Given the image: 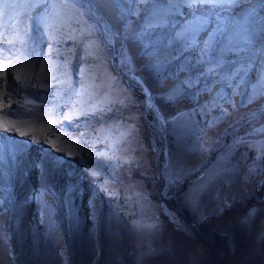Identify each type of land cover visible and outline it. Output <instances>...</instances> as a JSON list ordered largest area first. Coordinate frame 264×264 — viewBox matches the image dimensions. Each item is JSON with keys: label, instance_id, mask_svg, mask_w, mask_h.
I'll list each match as a JSON object with an SVG mask.
<instances>
[{"label": "rangeland", "instance_id": "obj_1", "mask_svg": "<svg viewBox=\"0 0 264 264\" xmlns=\"http://www.w3.org/2000/svg\"><path fill=\"white\" fill-rule=\"evenodd\" d=\"M144 7L132 6V26ZM118 13L108 2L0 0V34L14 26L13 53L45 74L17 80L0 62V264H264V62L206 83L191 54L161 48L157 79L134 45L105 41ZM190 19L177 17L176 31ZM137 80L163 97L148 100L160 115L179 118L157 120ZM42 154L61 164L41 175Z\"/></svg>", "mask_w": 264, "mask_h": 264}, {"label": "snow or ice", "instance_id": "obj_2", "mask_svg": "<svg viewBox=\"0 0 264 264\" xmlns=\"http://www.w3.org/2000/svg\"><path fill=\"white\" fill-rule=\"evenodd\" d=\"M85 2L93 5L98 2H108L119 7L117 16L119 27L114 28L112 24L105 22L102 28L105 41L120 43L122 52H126L128 44L134 45L138 58H147L145 69L149 72L155 69L157 79H159L160 66L154 65L152 61L161 48L171 49L173 52L179 49L180 56L176 57L177 59L184 57L186 53L191 54V59L187 61L188 67L195 64L201 79L206 83L211 82L214 77L220 81L227 80L233 72L235 75L232 78H238L245 70L251 71L264 62V0H247L248 7H241L246 0H142L146 7L142 12L137 11L135 26H132L130 19L133 15L132 6L140 3L141 0H85ZM123 4L129 6L123 7L121 6ZM185 15L190 16L191 19L181 31L177 32L175 19ZM210 24L215 26L210 27ZM233 25L236 27L234 28ZM36 30L39 31L38 24ZM201 33H204L206 39L199 38ZM121 63H128L131 67L126 57H122ZM132 78H135L134 71ZM199 82L198 80L197 83ZM137 84L142 87L146 95V110L153 112L157 120L170 124L179 118L170 120L160 115V110L154 107V104H149L148 100L155 101L163 97L149 94L148 90L143 88L141 80H137ZM186 86H191V80ZM32 87L35 89L37 86ZM33 94L37 98L41 95ZM19 104L20 102L17 101L18 106ZM9 107H11L10 103ZM7 130L5 126L4 131ZM260 132L264 134V128L260 129ZM20 135L24 136L27 133L20 132ZM32 139L37 138L32 137ZM25 143L21 140L18 151L14 153L18 161H23ZM9 162H12L11 157ZM56 162L59 163V158H56ZM2 163L0 160V174H2ZM51 163L52 161L49 160L48 164ZM32 167L43 168L44 164L42 162L38 166L33 162Z\"/></svg>", "mask_w": 264, "mask_h": 264}, {"label": "bare ground", "instance_id": "obj_3", "mask_svg": "<svg viewBox=\"0 0 264 264\" xmlns=\"http://www.w3.org/2000/svg\"><path fill=\"white\" fill-rule=\"evenodd\" d=\"M256 6V5H255ZM6 29V30H5ZM5 29H3V31H2V34H0V39H2V38H6V39H8V50L7 51H3L1 48H3V47H0V58H2L3 60H0V62L2 63L3 61H5V60H7V59H10L11 60V62H10V65H11V69L14 71V73H15V76L17 77L16 79L17 80H23V81H27V80H29L30 79V77L31 76H33V75H38V73L35 71V68H33L34 66H33V64L31 63V61L29 60V59H24V57L23 56H19V55H17V54H15V53H13L14 52V46H15V43L16 42H18V41H20L21 39H22V36H21V34L20 33H18L17 31H16V29H15V27L14 26H10V25H7L6 27H5ZM53 68H55V67H53ZM46 70V69H45ZM49 71V70H48ZM48 71H46V72H48ZM57 71H61V69H56V70H53V72H57ZM49 73V72H48ZM43 75H45L44 74V72L43 73H41L40 72V74L37 76L38 78H40V77H42ZM92 81V80H91ZM87 82V81H86ZM93 84V83H92ZM97 84V83H96ZM7 86H9V84H7ZM92 88V87H91ZM87 89H88V87H87ZM3 95V94H2ZM2 97V96H1ZM0 97V98H1ZM2 101L3 100H0V105H2L1 103H2ZM0 107H3V106H0ZM11 109V108H10ZM3 111V110H2ZM14 112H17L15 109H11L10 110V113L13 115L14 114ZM3 114H4V112H2ZM50 113V112H49ZM16 114V113H15ZM10 115V114H9ZM1 116V115H0ZM3 116H5V115H3ZM8 117V116H7ZM2 122V121H1ZM3 123V122H2ZM43 124H44V122L43 121H36L35 122V124H33L32 125V127L34 128V129H32V131H34V135H36V138L37 139H39V134H38V132H36V131H38V127H40L41 125L43 126ZM110 126V125H109ZM116 127H118V128H120V126H116ZM44 128V127H43ZM43 128H42V130H43ZM128 128V126L127 125H124V126H121V129H127ZM29 130V129H28ZM108 132H110V136H111V139H112V135L114 134V136H115V134H116V132H117V130L115 131V129H114V127L113 128H111V127H109V130H108ZM118 132H124V131H118ZM12 140V139H11ZM41 146H43V145H36L35 147H36V149L38 150V149H41ZM37 150H35V151H37ZM34 153V151L32 152V154ZM35 154H37V152L35 153ZM53 157H49L48 158V155H45V154H42V158L40 159V161H38L37 160V165L39 166L42 162H43V164H44V167L43 168H39L38 167V170L39 169H41V172H42V174L41 175H43V174H48V172H46V167L47 166H49V164H48V161L49 160H51L52 159V161L56 164V165H60L61 163H60V161H59V163H57L56 162V158H55V155L53 154L52 155ZM47 157V159H45ZM25 159V158H24ZM2 160V159H1ZM4 161V160H3ZM2 161V162H3ZM3 165H4V162H3ZM33 168V167H32ZM50 168V167H49ZM58 169V168H57ZM49 170V169H48ZM47 170V171H48Z\"/></svg>", "mask_w": 264, "mask_h": 264}, {"label": "crops", "instance_id": "obj_4", "mask_svg": "<svg viewBox=\"0 0 264 264\" xmlns=\"http://www.w3.org/2000/svg\"><path fill=\"white\" fill-rule=\"evenodd\" d=\"M256 121H258V120H256ZM262 128H263V125L260 126V129H262ZM254 130L256 131V130H257V127L253 128V129L251 130V132L254 131ZM255 141L258 142V140H255ZM250 145H251L250 148H252V149H255V148H256V150H257L258 147H259L258 145H253L252 142H251Z\"/></svg>", "mask_w": 264, "mask_h": 264}]
</instances>
